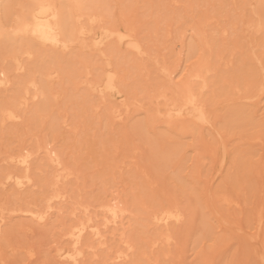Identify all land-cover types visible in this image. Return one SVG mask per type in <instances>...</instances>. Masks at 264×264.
<instances>
[{
  "label": "rangeland",
  "instance_id": "374dc122",
  "mask_svg": "<svg viewBox=\"0 0 264 264\" xmlns=\"http://www.w3.org/2000/svg\"><path fill=\"white\" fill-rule=\"evenodd\" d=\"M101 1L107 23L120 25L121 28L125 24L138 29L136 31H139L138 34L148 46V54L139 58L141 60L135 54L119 49L115 42L111 41L105 46L107 51L110 47L114 50V55L127 73L128 84L125 89L130 91H127V96L133 99L138 97L134 106H131L133 110L129 112L132 116L128 113L125 119L115 122L107 119L106 111L103 110L105 103H101L97 94H88L86 85L79 83L81 80H92L91 74L99 72L97 65L103 63L96 52L83 47L84 41L73 43L72 50L65 52L64 58L60 53L61 63L63 62L64 68L78 85L74 81L61 82L53 79L48 85H51L50 89L53 88L54 92H60L57 101L43 98L26 100L24 104L17 105L16 110L23 115L21 119L15 123L0 121V182L3 174L22 173L21 167L14 165L16 163L11 160L12 157L18 155L22 149L35 152V159L32 161L34 185L18 189L11 183H0V215L4 214L7 222L6 241H0L5 259L0 264H68L57 256V249L70 244L64 235L68 225L87 218V215L99 222L109 237L108 242L101 247L99 241L93 240L90 235L86 236L89 247L85 250L82 264H205L202 259L209 255L213 257V264H261L260 256L264 255V228L257 235V226L259 210L264 209V94H254V91L258 92L256 86L248 94H253L249 99H240L238 95L228 91L223 80H219L213 89L203 91L205 96L211 98L216 94L215 99L220 102L215 101L212 110L223 121L216 127H220V132L227 138L228 150L232 153L226 168L220 171L218 162L211 157H204L211 154L210 148L218 147L214 129L202 128V133L200 128L196 130L197 127L193 125L195 129L189 127L190 133H185L187 129L180 133L179 129L182 131L183 125H192V122L186 121L182 126L178 125L182 124L181 121L170 123L164 115L157 114L156 109L164 106L165 99H158L161 92L169 96L171 93L175 94L181 85L186 89L190 83L196 89L199 88L202 80L198 79L196 82L194 78L191 79V74L201 63L217 66L220 73L218 79L230 78L231 82L235 76L246 75L247 81L258 84L261 76L251 58L250 49L254 46L261 55L256 44L264 35L256 34L253 25L259 19L258 12L261 11L262 16L264 14V2L260 4L262 8H257L259 4L255 0ZM24 2L25 0H11V7L7 9L10 19L15 17ZM254 10H258L257 13L254 14ZM208 18L210 21H207ZM247 22L250 26L246 25ZM203 25L214 50L221 53L222 59H215L198 41L196 30ZM225 28L229 32L223 39L222 31ZM9 50L0 40V68L10 67L9 77L15 82L7 87L9 89L0 88V108L11 106L22 94L24 80L32 72L37 76L46 65L45 55H42L34 61L32 69H19L18 72ZM21 62L25 66L28 63L27 58H21ZM133 63L140 68H133ZM164 66L173 71L171 76L162 72ZM85 71L91 73L88 75L90 78L85 76ZM112 100L111 103L117 104ZM237 112L240 113L239 123H229L231 114ZM259 133L260 138L253 137ZM48 145L63 152V158L67 156L64 164H68L70 170L73 168L74 172L78 171L73 178L56 180L58 171L49 163ZM55 191L66 194L64 201L67 205L64 201H53L58 211L46 224H39L30 215L20 212L19 209L25 206L38 209L40 204L42 206L43 198ZM224 194L238 199V206L229 209L226 205H221L217 201L218 196ZM115 197L127 202L131 212L136 206L140 207L137 209L140 216L135 212L136 216L128 213L127 220L124 221L128 236L138 247L123 262L112 258V252L125 249L119 240L121 230H116L111 225L104 227L103 224L106 217L101 204L107 203V200L110 202ZM176 200L182 206L194 210V229L186 233L187 226L183 227V233L179 232L181 235L178 234L175 241L173 240L175 243L172 241L174 245L157 243V246H151V241L147 244L148 240H154L163 231V228L159 229L160 226L149 222V213L176 203ZM88 204L91 205L90 211L85 213L83 206ZM91 211L93 214L95 211V214H91ZM182 239L184 244L186 242L185 247ZM30 248L35 253L32 258L28 255Z\"/></svg>",
  "mask_w": 264,
  "mask_h": 264
},
{
  "label": "bare ground",
  "instance_id": "6f19581e",
  "mask_svg": "<svg viewBox=\"0 0 264 264\" xmlns=\"http://www.w3.org/2000/svg\"><path fill=\"white\" fill-rule=\"evenodd\" d=\"M102 2L103 1H101V0H25V2L20 6V9L18 10V12L15 13V17H13V19L11 18L12 19L11 20L9 18V12L7 13V9L9 7H11L10 6L11 0H0V40L8 50L9 49L11 50V52H12L11 54L13 55V56L11 55V57L13 59L12 61H13V63H15V66L17 67L18 72H19V69H23L24 71H26L25 69L28 70V68L32 69V67L34 65V61L37 60L39 58V56L45 55L44 59H46V61H45L46 65H44L43 69L41 71H39L40 75L38 74V72H36L39 75V77H38V75L36 76V74H33V72H32L31 75L24 80V84H22L23 85V89L21 88L22 94H20V96H18V97L16 96L17 98L15 101L13 100L14 102L11 106H6V107L4 106V107L0 108V121H2L1 123H4L6 121H11V123L12 122L15 123L16 121H18V119H21L23 115L18 112L19 110L18 111L16 110L18 107L17 105L24 104L26 100H31V99L32 100H39L41 98H43V100L47 99L49 101H50V99H52L54 102L58 100V98L60 97V94H59L60 92L59 93L54 92L52 90L53 88L50 89L51 85L49 87L48 83L50 81H52L53 79L54 80L55 79L60 80L61 82L62 81L63 82L68 81V80L74 81V79L71 78L72 76L70 77L68 70L66 71V69L64 68L63 62L61 63V59H62L61 56H63V58H64L66 56L65 52H67L69 49H71L72 44L75 43L76 41H80V40L84 41V42H82L83 47L93 50L94 53L96 52V54L100 57V59L102 60L103 63L100 65L99 64L97 65L98 69H100V71L96 72L95 74L88 73V71L84 72L85 76H87V77L89 74H91L93 76L92 80L91 79L90 80L88 79L87 81L81 80V81H79V83H84L86 85L88 94H91V93L97 94L101 99V103H105V107L103 110L106 111V117H108L107 119H111L114 122H115V120H117V121L121 120L122 121L123 119H125L124 117L126 116V114H128L129 112H131L133 110V109L131 110V108H132L131 106H134V104L137 102L136 98H138V97H136V98L134 97V99H133V97L131 98V97L127 96V94L130 92L129 90L125 89V87H127V84H128L127 83V80H128L127 79L128 78L127 73L125 72V69L121 66V63L117 60V58H116L117 56L114 55V53H115L114 50L110 47V49L108 48L109 50L107 51V49L105 50V46L111 41L115 42L118 45L117 47H119V49H121V50L123 49V50H126L128 52L135 54V56L138 57V59L145 57V55L147 56L148 46H147V43H145V41L142 39V37H140V34H138L139 31H136L138 29L135 30L134 27H130L129 25L125 26V24H123L124 27L121 28L120 25L114 26L112 23H107L105 20V17H104L106 14L103 13L104 11H103ZM255 2L257 3V5L259 4L258 7L256 6L257 8H259V7L262 8L261 5L263 4L264 0H255ZM263 8H264V6H263ZM257 11H255L254 14L257 13ZM4 14H6V15H4ZM239 15L240 14H238V17H239ZM258 15H259V19L257 18V23L256 24L254 23L255 26L253 24H251V27L253 25V30H255L256 34L260 33V34L264 35V14L262 16L261 11H260V13L258 12ZM208 20L210 21L209 18L207 19V21ZM123 23H125V22H123ZM131 23H133V22H131ZM134 24L136 25V23H134ZM246 25L250 26L248 24V22L246 23ZM121 26H122V24H121ZM204 26L205 25H203V27L197 28V30H196V36H197L198 41L202 44L203 48L209 50V53L212 54V56H214V58L216 57V58L222 59L221 53L214 50V47L212 45V41L209 39L208 35H206L207 30L205 29ZM228 32L229 31L227 28L223 29V31H222L223 36H224L223 39H225V37H227ZM256 46H258L259 50L261 51V55L257 53V51L255 50L256 48L254 49V46H252L250 50H252L251 51V54H252L251 58L253 59L254 63L257 66L258 74L261 76V80L258 82V84L255 83L254 81H247L245 79L246 75L239 76V77L235 76L231 82L229 80L230 78L229 79H225V78L224 79H222V78L218 79L220 76L219 75L220 73L218 71V68H216L217 66L213 67V65L210 66L209 63H201L199 65V67L197 66L198 69L195 68L197 70L191 74V77H192L191 79L194 78L195 81L198 79L202 80V83L200 84L199 88L197 87L198 89L195 88L196 86L193 87L190 83L187 85L186 89H184L183 85H181L182 87L179 89L180 91L178 90L175 94L174 93L172 94L170 92L173 95L172 97H169V96H171V94L168 93L169 94V96H168V95H166L165 92H161L158 94V99H159V97L160 98L163 97L165 100H164L163 108L160 106L162 109L161 108L156 109L157 114L164 115L165 119L167 121H169L170 123H172L174 121L176 122V120H177V122L181 121L182 124H178L180 126H182L183 123H185L186 121H187L186 123H188V121L192 122V125H187V124H185L186 126L183 125V127H181L182 131L179 129L180 133H183V131H185L186 129H187V131H185V133H190L188 131V129H189V127H191L190 129H192V127L194 128L193 125H195V128L197 127L196 130L197 129L199 130V128H200V131H203V130H201L202 128H205V129L206 128H209V129L212 128L215 130L216 139L218 140V143H219L218 147L216 146V148H210L211 154L209 156L206 155L204 157H206V158L211 157L213 159V161L218 162V165L220 166L218 171L222 170V168H226V165L228 164L230 155L232 153L228 150V144L226 141L227 138L226 137L224 138L223 134L220 132V129H219L220 127L219 128L216 127L217 124L223 123V121L221 119H218L219 115L214 113V111L212 110V106L215 104V101H216V99H215L216 94L212 95V98H211V96H209V97L205 96L203 91L205 89H210V90L213 89L217 85L219 80L220 81L223 80L224 85L228 86V88L226 87L227 89H229L228 91H230V93L238 95V97H240V99L241 98L242 99H244V98L249 99V96L252 93L250 95H248V94L256 86L258 87V92L254 91L255 90L254 89L253 90L255 92L254 94H256V93H258L259 95L264 94V38L258 44H256ZM82 52H83V50H82ZM86 52H88V51L86 50ZM247 55H249V54H247ZM24 57L27 58V62H28L27 64H24L25 66H23L22 62H21V58H24ZM139 60H141V59H139ZM62 61H64V60H62ZM135 61H136V58H135ZM54 63H56V64L54 65ZM135 63H137V62H135ZM4 65H6V64H4ZM134 65H135V67H133V68H140V67H138V65H136V64H134ZM229 66L231 67L230 64H229ZM148 67L149 66H147V68ZM6 68L5 67L0 68V88L1 89L11 87V85H14V83H15L14 81H13L14 83L12 82L13 78L9 77L8 68L10 69V67H6ZM95 69H97V68H95ZM142 69H144V68H142ZM162 69H163L162 72L166 73V75H168V76H171L173 73V71H169L170 69L168 67L164 66V67H162ZM88 78H90V77H88ZM257 80H259V79H257ZM190 82H192V81H190ZM199 83H200V80H199ZM74 84L78 85V83L75 81H74ZM167 85H165V86H167ZM168 87L170 88V86H168ZM165 88H167V87H165ZM7 89H9V88H7ZM15 91H17V90H15ZM127 91H129V92H127ZM150 94H151V91H150ZM97 95H95V96H97ZM61 96H62V93H61ZM126 96L128 97V99H126ZM138 96H140V95H138ZM257 96H255V97H257ZM129 98H130V101H128ZM111 99H114L117 102V104L111 103V102H113V100L111 101ZM131 99H133V100L131 101ZM226 100H228V99H226ZM70 103H72V102H70ZM217 103H220V102H217ZM21 107H23V106H21ZM95 107H97V106H94V108ZM105 108H107V109L105 110ZM154 110H155V108H154ZM254 112H256V111H254ZM25 114H27V113H25ZM129 114H130V116H132L131 113H129ZM239 114H240L239 112L231 114L230 118L228 117L229 123H230V121H232V122L236 121L239 123V121H238L240 119ZM104 115H105V113H104ZM104 115H102V116H104ZM126 118H128V116ZM130 118H132V117H130ZM243 118H245L244 115H243ZM123 122L128 123L125 121H123ZM174 125L176 126L177 124H174ZM114 126H116V124H114ZM180 126H178V128ZM71 127H70V129H71ZM73 131H75V130H73ZM202 133H204V131ZM202 137H205V136H202ZM253 137L254 138H260L261 134L259 133L257 135H253ZM56 148H55V146L50 147L49 145L47 148V156L49 159V163H52V165H54V167H56L55 170L58 171L56 176H55L56 180L60 181L62 179H71V177L73 178V176L76 175L78 171L77 172L75 171L76 172V174H75V172L73 171L74 170L73 168L70 170L68 168L69 167L68 164L66 163L68 167L64 164V160H66L64 158L67 156H65L63 158V155H62L63 152L61 153V151H58ZM206 151H207V147H206ZM34 155H35V152L30 151V150H26V149H22L18 155L14 156L12 158L10 157L11 160H13L16 163L14 165H18L19 167H21L22 173L21 174H14L12 172H8L6 174H3L4 176L2 175L3 179H2V182H0V183H11L15 187H17L18 189H22V188L24 189L26 187L34 185V177H33V169H32V164H33L32 161L35 159ZM49 163H48V165H49ZM78 176H79V174H78ZM78 176H77V178H78ZM81 176H82V174H81ZM75 177H74V179H75ZM54 186L56 187L55 184H54ZM17 188H15V190ZM55 189H57V187ZM49 191H51V190H49ZM66 197L67 196L64 192L55 191V192H52L51 194L49 193V195H46V197L43 198L42 206L40 207V205H41L40 204L38 206L39 207L38 209H32L31 207L29 208V206L26 208V206H25V208L19 209V210H20V212H22V214L25 213L26 215L27 214L30 215L29 217H31L32 220H35L39 224H43V223L46 224V222H48L49 218L55 212L58 211V208H56V206H54L53 201L56 200L60 203V202L64 201L66 199ZM72 199H73V197H72ZM237 200H236V198H234L230 194H224V195H219L217 201L221 205H226L229 209L230 208L233 209L236 206H238V204H239V201H237ZM126 203L123 202L122 200L116 199V197H115L114 200L111 199L110 202L107 200V203L101 204L104 208V215L106 217V219L104 220V223H103L104 227H110L109 225H111L116 230H119V231L121 230L119 233L120 234L119 240H120V244L122 246H124L125 249L124 250L118 249V250L112 252L113 253L112 258H114L120 262L128 260L131 257V255L135 251H137V247H138V244L135 243V241L133 239H131L130 236H128V233H127L128 230L126 232V229H125V223L126 222H124V221L127 218L128 213L134 214V212H135V214L137 216H140V213L137 210L140 207L136 206L135 208H133V211L131 212L132 209L130 210L128 207L129 205L127 206ZM66 205H67V203H66ZM90 206H89V204L86 206L85 205L83 206L85 213H89V211H90L89 207ZM131 206H133V205H131ZM8 210H10V209H8ZM72 212H73V210H72ZM91 214H93V212ZM94 214H95V211H94ZM131 217H133V216H131ZM11 218H13V217H11ZM54 218H56V217H54ZM263 218H264V209L259 210L257 235H260V233L262 232V230L264 228ZM148 220H149V222L155 224L156 226L157 225L160 226V228L157 227V229L163 228V231L160 232V234L158 236L156 235L157 237L154 238V240L153 239L148 240L146 243L149 244V241H151L150 242L151 246H153V245L157 246V243H165L166 245H171L175 241L174 239H176L177 235L178 234L181 235V233H179V232H181L182 230L184 231L186 226H187V229H185L186 230L185 232L186 233L192 232V230L194 229V225H195V212H194V210H192V208L190 209L188 207L182 206V204L178 203L176 200V203H171L167 206H163V207L158 208L157 210H155L152 213L150 212ZM235 220H236V218H235ZM225 221H227V220H225ZM6 223L7 222H6L5 215L1 214L0 215V241H3V240L6 241V239H5ZM101 226L102 225L99 222H96L95 220H93V218L90 217V215H87V218H82V219L78 220L77 222L70 224V226L68 225L66 231L64 232V235L68 238L70 244L67 247L58 248L57 249V256L60 259H62L63 261L67 262L68 264H82V261L85 258V250H87L86 248L88 246L86 236L90 235V238H92L95 241L96 240L99 241L101 244V247L103 244L108 242L109 236L106 234L107 232L105 230H103ZM183 227H185V228L183 229ZM108 230H109V228H108ZM113 231H115V230H113ZM183 231H182V233H183ZM181 238H182V236H181ZM111 239H112V236H111ZM181 241L184 244L183 239ZM2 244H3V242H2ZM185 244H186V242H185ZM185 244H184V247L186 246ZM172 245H174V244H172ZM169 250H170V248H169ZM164 251H166V250H164ZM3 253H2V248H0V262L5 259ZM170 253H171V251H170ZM170 253H168V254L170 255ZM34 254H35L34 249L30 248V250L28 251L29 258H32L34 256ZM260 254H259V256H260ZM166 257H167V255H166ZM176 257L177 256H175V258ZM260 258H261V260H260L261 264H264V255L261 254ZM156 259L158 260V258H156ZM211 259L213 260V257L209 255V257H204V259H202V260H204L205 264H213V261H211ZM153 261H154V259H153ZM149 264H151V263L149 262Z\"/></svg>",
  "mask_w": 264,
  "mask_h": 264
}]
</instances>
